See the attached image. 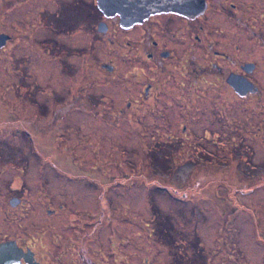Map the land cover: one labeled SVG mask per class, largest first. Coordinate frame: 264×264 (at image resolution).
Segmentation results:
<instances>
[{"label":"flooded vegetation","instance_id":"obj_1","mask_svg":"<svg viewBox=\"0 0 264 264\" xmlns=\"http://www.w3.org/2000/svg\"><path fill=\"white\" fill-rule=\"evenodd\" d=\"M98 1L125 4L115 14L101 10ZM131 1L0 0V83L6 93L0 122V264H264V235L254 262L232 241V209L243 207L237 195L227 191L231 200H226L216 192L203 194L200 178L196 188H160L176 196V209L146 204L140 220L134 203L116 208L112 194L125 198L116 188L101 191L109 199L94 208L34 198L24 169L12 172L9 183L4 126L21 132L16 143L22 161L41 162L47 171L54 170L47 169L51 154L68 150L73 140L82 149L80 161L101 164L94 148H102L105 133L121 125L132 132L128 150L135 135L145 143L146 163L163 166L159 172L149 164V175L163 181L190 165L197 176L206 168L211 177L221 174L230 146L241 151L257 143V151L264 149V0H184L182 8L146 17L135 15ZM20 105L27 107L14 114ZM130 167L122 179L131 180ZM92 174L121 175L98 165ZM254 174L262 183L235 192L250 195L264 184ZM55 190L49 195L63 196ZM195 190L198 197L220 201L213 207L224 230L215 250H207L198 226L177 228L181 220L172 219L181 214L179 197ZM103 229H110L106 238L100 236Z\"/></svg>","mask_w":264,"mask_h":264},{"label":"rangeland","instance_id":"obj_2","mask_svg":"<svg viewBox=\"0 0 264 264\" xmlns=\"http://www.w3.org/2000/svg\"><path fill=\"white\" fill-rule=\"evenodd\" d=\"M9 91L10 93L12 92L11 88ZM5 94L4 83H0V122L4 121ZM13 106L15 107V104ZM25 107L27 106L20 105L17 109L13 110L14 114H16V112L22 114ZM127 126L129 127V125H121L117 132L105 133L103 147L99 148L100 144H98L94 148L93 154H98L100 156L102 154L101 159H99L100 162H102L101 164H96L95 162L92 164L89 161L85 162V160L80 161L79 159L82 155V149L78 148L77 142L73 140L68 150L60 148L58 151L51 154V160L53 161L48 164L47 169L52 167L55 170H53L54 172L44 169L41 162H34L33 160L28 161V159L26 162L22 161V157L25 155L22 153L21 149L17 148L16 143L21 138L19 135L21 132H7V128L4 126V139L2 141H4V157L7 160H4V167L7 168L4 173L8 172L10 183L12 180V172H17L18 169H24L23 177L25 179V187L33 192L34 198L39 195L43 201L50 202H54V199H58L57 202H61L62 204H80L82 206H93L95 204L94 208H97L98 203H105V201L109 199L108 195H104L103 198H101V195L98 194H100L101 191L105 193L109 189L113 190L116 188L122 191L121 195L124 194L125 197L123 199L122 196H114L112 194L111 198L116 208L123 203H134L137 207L136 213L138 215V220L144 218V212L139 210L146 209V204L161 205L168 209H176V207H172V205L177 204L173 201L176 196L167 195V191V193L163 195V191H160V188L163 190L165 188L171 189L173 187L196 188L199 186L196 183V178H200V180H198L201 183L200 187L206 189L202 192L203 194H213L216 192L221 195V199L225 198L226 200L230 199L229 196L227 199V195H224L228 193L227 191H232L237 195L236 200L238 204H243V207L241 208L239 206L241 209L236 211L235 209H232V241L233 243H239V251L242 252L241 254L246 257L248 261H256L258 258V252L260 251L257 240L261 235H264V184L256 186L250 195L240 194L235 191L239 188H244L246 190L249 187V184L253 182L262 183L263 180L255 178L254 176L256 174L254 173L259 172V175L264 177V149L257 151V143L254 144L255 146L251 145L248 148H241V151L239 149L235 150V148L232 150V147L230 146L229 149L225 150V161L227 162L228 167L226 169L218 170L221 174L211 177L213 172L206 168L204 171H201L199 176H197L194 175V173L191 174L190 165L189 167H185V169H181L179 173L174 174L172 179L163 181L162 179L157 178V176L152 177L149 175V164L158 167V170H156L159 172H161L159 168L162 169L163 166L160 162L146 163V154L144 151L146 148L145 143H140L135 135H131V139L135 142L131 145L134 147L131 151L128 150L129 145L127 141L132 132ZM31 135L37 139L43 137L40 133H33ZM251 151L253 152L252 156L250 155ZM60 152H65L66 154L73 156L76 155L77 159H68L67 156L61 155ZM217 152L218 151L215 150L216 155ZM83 153L89 155V149L84 148ZM179 154L180 152L176 151L174 153L176 158ZM254 155H256V157H253ZM54 156L56 158H53ZM128 162H131L132 165H128ZM107 163H110V166H106ZM178 163H180V160ZM97 165L100 167V171L104 170L106 173L110 172L111 176H113L112 174H118V172L121 175L118 174L113 177L100 176L99 178L93 176L94 174L91 175V172L94 171ZM101 166L105 167L101 168ZM128 166H131L130 168L133 170L135 169V174L130 177L131 180H128L126 177L122 179V174L123 172L128 171ZM255 166L259 167V169H252L255 168ZM85 170L91 177L87 175L85 176ZM173 171L178 172L177 169ZM189 171L190 173H187ZM236 171L238 172L236 173ZM226 172L231 173L226 174ZM244 173H246L245 176ZM188 174L191 175L188 176ZM29 176L32 179L27 180ZM83 177L87 179H84L85 181H83ZM213 177H215L214 180ZM88 181H90V183ZM129 182H132V184L129 185ZM55 188V192L57 194L63 193V196L49 195L50 191ZM101 188H103V190ZM197 192L199 191L195 190V195L190 194L187 197H179L183 201L180 203L178 202V205H181L179 208L181 214L178 216L175 214L177 218L172 217V219L181 220L180 222L182 224H180L181 226L176 224L177 228L184 227L186 229L193 228V225L195 227L198 226L199 230L205 237V241L202 242L207 246V250H215L218 238H223L224 230V222L217 218L219 215L218 211L213 207V205H218L220 201L216 200V198L214 200L213 197L205 195H200L198 197ZM183 199L191 200V202H186ZM183 203L195 204L193 206L195 209L192 206H183ZM233 206L237 207V204L234 202ZM226 207L227 205L224 206V208ZM161 208L165 209L164 207ZM227 210L231 212L230 207H227ZM74 214L80 216V220L85 219L82 213ZM207 214H209L211 218H207ZM60 219L63 220V222L65 221L64 216ZM182 220L184 221L182 222ZM186 223L188 224L186 225ZM103 231L100 236L106 238L107 236L105 235L110 233V229L105 230L104 233ZM141 245L142 244H138V248L139 246L141 247ZM262 249L263 248H261V251ZM141 251L144 250L141 249ZM141 251L138 250L137 253Z\"/></svg>","mask_w":264,"mask_h":264},{"label":"water","instance_id":"obj_3","mask_svg":"<svg viewBox=\"0 0 264 264\" xmlns=\"http://www.w3.org/2000/svg\"><path fill=\"white\" fill-rule=\"evenodd\" d=\"M123 4L125 3H114V2H103L98 1V6L103 11H114L121 13ZM131 4L134 6V13L136 16H148L153 12L170 10L175 11L174 7H184L186 1L184 0H132ZM142 18V17H136ZM135 18V19H136Z\"/></svg>","mask_w":264,"mask_h":264}]
</instances>
